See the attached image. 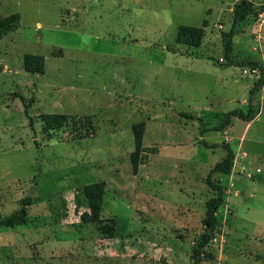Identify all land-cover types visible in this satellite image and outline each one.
Masks as SVG:
<instances>
[{"label": "rangeland", "instance_id": "rangeland-1", "mask_svg": "<svg viewBox=\"0 0 264 264\" xmlns=\"http://www.w3.org/2000/svg\"><path fill=\"white\" fill-rule=\"evenodd\" d=\"M238 1L0 0V18L20 16L0 39V218L31 198L25 224L0 226V264H193L214 195L205 179L224 144L234 163L212 175L226 189L200 264H264L262 89L250 104L259 120L214 130L247 112L259 77L226 65ZM250 1L262 10L232 38L230 57L264 66V0ZM180 25L200 39L177 43ZM25 54L44 57L43 74L24 71ZM49 114L68 121L48 128ZM138 124L145 151L134 174ZM94 184L100 221L84 223Z\"/></svg>", "mask_w": 264, "mask_h": 264}, {"label": "trees", "instance_id": "trees-1", "mask_svg": "<svg viewBox=\"0 0 264 264\" xmlns=\"http://www.w3.org/2000/svg\"><path fill=\"white\" fill-rule=\"evenodd\" d=\"M262 9L255 7L250 0H239L234 7L233 12V22L230 27L229 32L226 35L225 43V57L227 59V66H232L239 64L242 66H247L250 70H256L259 72V77L254 83L249 91V107L247 112L242 110L230 111L226 119L217 127L214 128L215 131H222L228 125H230V120L232 117L238 118L245 122H251L259 114L258 108H253L250 104L253 101L255 94H257L264 85V66L257 61H244L241 63H235L230 57V51L232 46V38L242 32L243 28L247 24V20L251 15H257ZM20 16L18 13L8 15L6 17L0 18V39L6 36L9 32L15 30L18 26ZM201 36V30L197 28H192L186 25H180L178 27L176 42L180 44L192 45L194 42L198 41ZM23 69L25 72L30 74H43L45 69V59L43 56L38 54H25L23 56ZM22 105L24 107L25 113L29 108V104L25 102L22 96H19ZM182 116L189 120H197L201 122L200 118H196L194 115L183 113ZM68 121L67 115L62 114H49L44 116L43 122L46 127L52 128L56 126H61ZM31 124V123H30ZM134 134V151L130 155V162L132 172L135 174L138 167L140 166L143 153L145 148L142 146L143 138V125L138 124L133 128ZM223 148L226 151L225 158L220 162H217L213 168L209 171L206 176L205 182L210 190L214 193L213 197L205 203V214L202 220L203 232L200 237L195 242L191 258L193 264H200L202 257L204 256V250L207 245L214 239L217 232V216L216 213L219 208L222 207L224 203L225 187L219 182H214L212 179L213 174H223L230 175L234 163V152L228 144H224ZM85 196L88 200V212L82 213L80 220L84 223L88 222H99L101 203L103 199V190L101 185L94 184L86 187ZM31 205V198L25 197L21 200L20 207L8 216L0 218V226L4 227H14L20 226L26 223V217L28 214V207Z\"/></svg>", "mask_w": 264, "mask_h": 264}, {"label": "crops", "instance_id": "crops-1", "mask_svg": "<svg viewBox=\"0 0 264 264\" xmlns=\"http://www.w3.org/2000/svg\"><path fill=\"white\" fill-rule=\"evenodd\" d=\"M262 89V94L264 93V85H263V87L261 88ZM260 115H261V112L256 116V120H259V118H260Z\"/></svg>", "mask_w": 264, "mask_h": 264}, {"label": "built area", "instance_id": "built-area-1", "mask_svg": "<svg viewBox=\"0 0 264 264\" xmlns=\"http://www.w3.org/2000/svg\"><path fill=\"white\" fill-rule=\"evenodd\" d=\"M254 71V70H253Z\"/></svg>", "mask_w": 264, "mask_h": 264}]
</instances>
